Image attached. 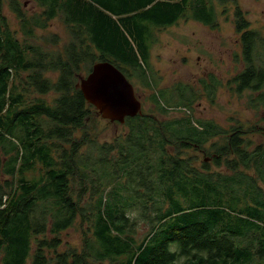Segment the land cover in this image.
<instances>
[{
  "label": "trees",
  "instance_id": "1",
  "mask_svg": "<svg viewBox=\"0 0 264 264\" xmlns=\"http://www.w3.org/2000/svg\"><path fill=\"white\" fill-rule=\"evenodd\" d=\"M36 1L40 11L28 14L18 0H0V264H264V144L246 137L241 123L217 131L188 113L170 118L157 97L163 119L126 117L125 133L99 143L86 129L96 110L75 86L102 60L148 83L154 29L187 11L217 27L215 4L231 2L243 66L229 83L250 92L249 106L264 107V37L236 0ZM4 6L25 39L60 16L66 41L43 38L52 50L20 41ZM50 91L51 103L38 97ZM253 131L260 133L257 125L246 133ZM198 149L213 151L228 171L209 172L211 157L198 161ZM36 165L42 173L28 177ZM77 221L82 248L59 251L60 234Z\"/></svg>",
  "mask_w": 264,
  "mask_h": 264
},
{
  "label": "rangeland",
  "instance_id": "2",
  "mask_svg": "<svg viewBox=\"0 0 264 264\" xmlns=\"http://www.w3.org/2000/svg\"><path fill=\"white\" fill-rule=\"evenodd\" d=\"M18 1L28 14L40 11L36 0ZM236 4L245 12L250 28L255 29L264 37V0H236ZM215 5L217 27L203 25L188 17L191 15V11H187L175 24L154 29V41L149 48L150 73L147 71L145 74L149 84L146 81H144L146 85L142 84L135 76L129 80L135 87L136 95L142 101V113L153 114L157 119L164 118V113H161V109L152 101V98L157 97L164 101L161 102V105L169 106L166 115L170 118L188 113L194 120L213 121L217 131H228L232 126L241 123L242 127L240 128H243L246 137H249L253 143L264 144V107L261 105L256 108L249 106L250 92L246 90L237 93L234 89L235 86L229 83L243 66L239 35L234 30L235 4L229 2L223 5L216 3ZM6 6L3 8V13L7 17L10 29L20 41L28 43L35 41L42 48L50 50L53 46L45 44L43 39L50 34L58 35L59 45L66 41L67 28L58 15L50 20L43 30L35 28L36 39H25L20 30L18 19ZM81 74H86V72L83 71ZM45 76L54 80L57 73L48 71L45 72ZM177 84H181L185 88L183 94H179L180 92L175 90V88H180ZM192 92L193 95H191ZM34 96L38 95L34 94ZM55 96L56 94L50 91L38 97L51 103ZM186 96L190 98L187 99ZM33 97L30 99H34ZM180 101L183 103L177 106L176 104ZM91 117L86 129L90 131L92 137L95 136L99 143L111 141L117 135L128 130L124 123L109 122L94 111L91 113ZM254 125L258 126L260 133L256 134L254 131L246 133V130L252 129ZM81 133L82 130L78 129L75 133L76 138H79ZM218 138L214 137V141H217ZM63 147L68 149V145L63 144ZM204 147L208 148L206 143ZM5 149L4 147L0 149V163L6 159ZM87 149H89L87 145L81 147L82 152H86ZM192 153L196 154L200 161L205 154L210 155L212 152L207 151L203 154L201 151H196ZM54 154L56 156V153ZM211 168L226 172L224 166L213 165ZM41 173V167L36 165L34 174L29 173L27 176L37 177ZM259 185L264 190V184L260 180ZM145 229L146 226L143 223L139 233ZM82 233L77 221L60 234L61 244L58 250L64 251L70 247L79 251L83 245ZM47 236L49 237L50 234L47 233ZM93 263L90 261V264Z\"/></svg>",
  "mask_w": 264,
  "mask_h": 264
},
{
  "label": "water",
  "instance_id": "3",
  "mask_svg": "<svg viewBox=\"0 0 264 264\" xmlns=\"http://www.w3.org/2000/svg\"><path fill=\"white\" fill-rule=\"evenodd\" d=\"M75 86L96 114L109 122L124 123L126 117L142 113L132 83L108 60L92 63L88 73L78 75Z\"/></svg>",
  "mask_w": 264,
  "mask_h": 264
},
{
  "label": "flooded vegetation",
  "instance_id": "4",
  "mask_svg": "<svg viewBox=\"0 0 264 264\" xmlns=\"http://www.w3.org/2000/svg\"><path fill=\"white\" fill-rule=\"evenodd\" d=\"M148 70L146 69V72H147ZM149 73H150V70H149ZM125 75V74H124ZM129 77H126L128 80L130 79L131 80V77H133V76H135L137 79H138V76H140L141 75V73H140V75H138L137 73H136V71H133V70H130L129 71ZM126 76V75H125ZM144 76H145V74H144ZM129 80V81H130ZM139 80V79H138ZM132 83V82H131ZM143 84V83H142ZM132 85H133V83H132ZM133 87H134V85H133ZM134 92H135V95H136V90H135V87H134ZM137 96V95H136ZM137 98H138V96H137ZM139 99V98H138ZM140 100V99H139ZM141 101V100H140ZM141 110H142V101H141ZM211 123H213V121H211V120H209ZM113 123H115V122H113ZM214 124V123H213ZM214 142V138H210L207 142H206V144H207V146H211V144ZM198 151H201L203 154H205V152H203L201 149H198ZM212 153L210 154V155H207V156H204V157H211V158H208L207 159V162L209 163V166H208V168H209V172H217V170H212V166L213 165H215V166H217V167H221V166H224V164L222 163V162H220L219 164H215L214 163V161H212V159H213V157L215 156V154H214V152L213 151H211ZM206 155V154H205ZM199 161V160H198ZM224 168H225V170L227 171V169H226V167L224 166ZM220 172H222V171H220Z\"/></svg>",
  "mask_w": 264,
  "mask_h": 264
}]
</instances>
